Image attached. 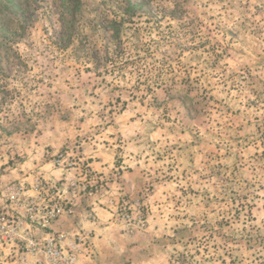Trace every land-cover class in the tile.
Instances as JSON below:
<instances>
[{
	"label": "rangeland",
	"instance_id": "1",
	"mask_svg": "<svg viewBox=\"0 0 264 264\" xmlns=\"http://www.w3.org/2000/svg\"><path fill=\"white\" fill-rule=\"evenodd\" d=\"M19 1L0 264H47L51 239L87 264H264V0Z\"/></svg>",
	"mask_w": 264,
	"mask_h": 264
},
{
	"label": "built area",
	"instance_id": "2",
	"mask_svg": "<svg viewBox=\"0 0 264 264\" xmlns=\"http://www.w3.org/2000/svg\"><path fill=\"white\" fill-rule=\"evenodd\" d=\"M16 197V195L12 196L13 199H15ZM61 211V207L56 205L54 208L49 210L45 222L47 224L50 223L52 218L57 217L61 213ZM32 246L34 250L37 249L36 244L33 242ZM44 252L47 258V264H76L77 262L76 250H64L61 245L54 242V239L49 240L47 246L44 248Z\"/></svg>",
	"mask_w": 264,
	"mask_h": 264
},
{
	"label": "crops",
	"instance_id": "3",
	"mask_svg": "<svg viewBox=\"0 0 264 264\" xmlns=\"http://www.w3.org/2000/svg\"><path fill=\"white\" fill-rule=\"evenodd\" d=\"M82 216V215H81ZM64 215L54 222V228L56 230L71 232L77 227L85 229V219L82 217ZM77 264H87V258L85 257V250L81 252L77 259Z\"/></svg>",
	"mask_w": 264,
	"mask_h": 264
},
{
	"label": "trees",
	"instance_id": "4",
	"mask_svg": "<svg viewBox=\"0 0 264 264\" xmlns=\"http://www.w3.org/2000/svg\"><path fill=\"white\" fill-rule=\"evenodd\" d=\"M2 1H8L11 5H16L20 7V1L18 0H2ZM17 1V2H16Z\"/></svg>",
	"mask_w": 264,
	"mask_h": 264
}]
</instances>
